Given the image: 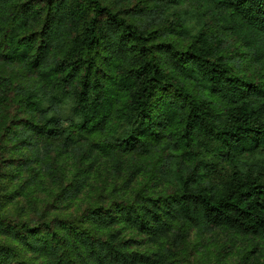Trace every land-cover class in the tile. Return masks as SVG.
<instances>
[{"label":"trees","instance_id":"obj_1","mask_svg":"<svg viewBox=\"0 0 264 264\" xmlns=\"http://www.w3.org/2000/svg\"><path fill=\"white\" fill-rule=\"evenodd\" d=\"M0 264H264V0H0Z\"/></svg>","mask_w":264,"mask_h":264}]
</instances>
